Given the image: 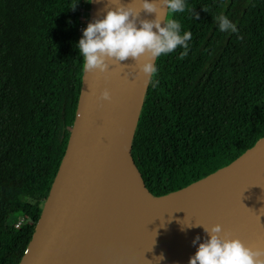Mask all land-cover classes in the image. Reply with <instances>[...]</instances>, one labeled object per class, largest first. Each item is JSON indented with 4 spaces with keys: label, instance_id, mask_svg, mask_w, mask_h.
<instances>
[{
    "label": "trees",
    "instance_id": "16d2710c",
    "mask_svg": "<svg viewBox=\"0 0 264 264\" xmlns=\"http://www.w3.org/2000/svg\"><path fill=\"white\" fill-rule=\"evenodd\" d=\"M88 9L85 0H0V264H19L64 155ZM220 15L237 31H221ZM177 18L192 34L187 54L177 47L156 58L132 142L155 197L196 183L264 136V0H186Z\"/></svg>",
    "mask_w": 264,
    "mask_h": 264
},
{
    "label": "water",
    "instance_id": "95a60500",
    "mask_svg": "<svg viewBox=\"0 0 264 264\" xmlns=\"http://www.w3.org/2000/svg\"><path fill=\"white\" fill-rule=\"evenodd\" d=\"M105 2L89 3L88 22L102 15ZM141 18L152 19V15L141 13ZM146 59L110 61L103 73L83 71L65 152L19 264H82L87 255L92 264H112L105 258L118 254L120 247L111 241L103 252H97L94 246L97 220L110 216L108 184L118 160L148 195L157 198L147 190L132 153L149 83L137 66ZM102 90L109 92V100L98 98ZM256 172L262 174L261 182ZM198 186L206 191L189 205L172 203L171 209H184L178 221L167 222L145 237L138 256L121 264H187L196 250L193 237H200L199 243L207 236L201 226L185 227L183 223L220 224L222 235L239 239L253 250L264 249V136L229 164L164 196ZM197 210L200 214L194 216ZM159 256L163 258L158 260Z\"/></svg>",
    "mask_w": 264,
    "mask_h": 264
},
{
    "label": "clouds",
    "instance_id": "9594fccd",
    "mask_svg": "<svg viewBox=\"0 0 264 264\" xmlns=\"http://www.w3.org/2000/svg\"><path fill=\"white\" fill-rule=\"evenodd\" d=\"M91 3L92 0H85ZM186 0H106L100 11L102 15L88 22L81 30V36L75 43L82 60V70L103 73L109 62L115 63L131 58L147 56L138 70L155 87L158 71L155 59L172 53L177 47L183 49L181 56L187 54L190 31H182L177 14L183 13ZM152 15V19L141 18ZM221 31L236 32L235 24L227 16L217 17ZM100 100H109V92L102 90ZM185 227L201 226L207 238L197 243L200 237H193L195 252L188 258L187 264H264V249H251L239 239L222 235L220 224L204 226L202 224L183 223ZM183 230V229H182ZM158 260L162 256L156 257ZM157 260V261H158Z\"/></svg>",
    "mask_w": 264,
    "mask_h": 264
},
{
    "label": "bare ground",
    "instance_id": "6f19581e",
    "mask_svg": "<svg viewBox=\"0 0 264 264\" xmlns=\"http://www.w3.org/2000/svg\"><path fill=\"white\" fill-rule=\"evenodd\" d=\"M256 180H263L260 172H256ZM205 191L206 189L198 186L171 196L151 197L124 163L118 160L108 184L106 206L110 216L96 222L99 226L95 250L103 252L105 246L112 241L120 250L115 256L106 257L107 262L121 264L136 258L145 237L167 222L175 223L183 214L184 209H171L172 203L187 206ZM199 212L197 210L193 215H199ZM82 264H92L89 255Z\"/></svg>",
    "mask_w": 264,
    "mask_h": 264
},
{
    "label": "rangeland",
    "instance_id": "374dc122",
    "mask_svg": "<svg viewBox=\"0 0 264 264\" xmlns=\"http://www.w3.org/2000/svg\"><path fill=\"white\" fill-rule=\"evenodd\" d=\"M88 11H89V9L87 10V18L85 19V21H86V24L88 23ZM22 223V219H21V217L18 219V221H17V224L16 225H20Z\"/></svg>",
    "mask_w": 264,
    "mask_h": 264
},
{
    "label": "built area",
    "instance_id": "2783aa9c",
    "mask_svg": "<svg viewBox=\"0 0 264 264\" xmlns=\"http://www.w3.org/2000/svg\"><path fill=\"white\" fill-rule=\"evenodd\" d=\"M19 226V224L18 225H16V227H18Z\"/></svg>",
    "mask_w": 264,
    "mask_h": 264
}]
</instances>
